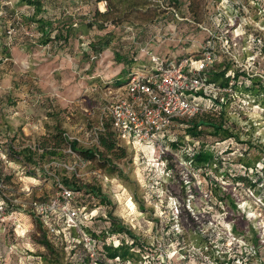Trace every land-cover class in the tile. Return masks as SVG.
<instances>
[{"label":"rangeland","instance_id":"374dc122","mask_svg":"<svg viewBox=\"0 0 264 264\" xmlns=\"http://www.w3.org/2000/svg\"><path fill=\"white\" fill-rule=\"evenodd\" d=\"M20 2L12 0L11 4L21 15L18 20L24 18L22 12L27 9ZM42 2L44 12L37 17L42 13L55 16L60 29L63 22H87L95 7L107 8V4L95 0ZM12 8L0 2V58H5L0 60V132L8 133L17 153L34 156L33 161L26 157L28 166L13 162L9 168L12 174L6 183L15 202L27 205L47 199L56 193L58 181L79 189L76 198L90 209L97 208L95 212L100 214L90 230H102L101 237L112 244L120 242L117 246L124 237L131 244V237L123 232L107 233L110 223L103 217L107 213L137 236L131 250L139 257L135 255L133 263L128 264H217L212 253L223 259L224 248L227 260L237 253L233 264H244L243 248L249 249L253 243H258V253L248 261L245 256V264H264V199L260 197L264 189L262 193L248 190L227 174L228 170H244L242 163L255 165L264 173V92L253 94L243 87L252 86L253 75L264 83V0H149L132 25L108 26L114 38L98 55L86 52L89 38L105 33L97 28L87 34L78 30L67 42L64 38L44 42L34 23L28 27L31 35L22 25L11 40L5 30L16 18ZM208 44L217 52L215 70L226 69L224 77L233 71L246 72L237 79L235 100L225 107L222 118L214 120L224 123L237 137L221 140L222 134L211 133L204 137L208 152L217 154V150L226 149L219 165L222 170L197 167L198 174L189 186L181 182L180 165H175L178 174L175 171L171 177L152 175L146 168L154 156L152 144L127 137L119 138L129 152L119 161L121 175L107 174L97 159L80 161L82 155L77 152L66 154L74 170L52 167L51 161L64 157L63 152L35 150V144L50 140L59 131H66L81 149L96 148L98 143L90 132L101 122L109 123L103 108L122 90L119 85L127 82L129 69L144 66L152 54L177 62L184 56L198 55ZM211 130L207 126L206 132ZM181 145L169 146L168 156L174 164L175 158L191 154L193 144L184 141ZM25 185L32 190L24 191ZM92 187L106 195L107 201L88 193ZM221 194H226L224 203L219 201ZM231 195L237 203L235 208L226 198ZM184 208L198 218L201 226L216 222L218 239L212 250L198 245ZM22 218L24 226L17 232L11 223L0 224V264H54L56 257L40 241L44 232L37 218ZM235 222L242 234L234 232Z\"/></svg>","mask_w":264,"mask_h":264},{"label":"built area","instance_id":"2783aa9c","mask_svg":"<svg viewBox=\"0 0 264 264\" xmlns=\"http://www.w3.org/2000/svg\"><path fill=\"white\" fill-rule=\"evenodd\" d=\"M3 2L6 5L12 4V0ZM101 2L106 5V1ZM20 27L19 20L14 18L7 28L8 38L15 39ZM29 29L26 27V34L31 35ZM217 58V52L211 44L198 55L184 56L177 62L152 54L144 66L140 65L131 70L127 82L120 86L122 90L116 92L113 99L103 108L119 138L127 137L133 142L152 144L154 156L151 165L146 164L152 175L172 176V168L169 167L166 156L169 144L179 140L180 135H184V140L193 144L196 149L201 147L202 140L205 141L186 133L184 129L188 124L183 120L217 110L216 101L226 102L228 97L235 100V96L238 95L229 86L217 84L211 79V71L218 61ZM102 129L103 122L90 132V136L97 143L99 131ZM68 137L72 139L69 135ZM34 147L35 150L44 152L45 148L39 144H35ZM225 151L226 149L217 150V154L223 158ZM64 152L76 155L70 147L65 148ZM2 157L5 172L4 177L0 179V224L11 223L17 232L18 228L24 226L22 216L33 215L41 221L48 239L57 246L65 247L68 262L73 261L74 249L79 245L83 246L82 255L85 258L83 260L82 257L79 264L133 263L132 260L123 262L119 256L103 258L105 254L100 251L97 238L87 229L92 227L93 219L100 214L95 212L98 211L97 208L90 209L76 198L80 193L79 189L58 181L56 193L47 199L35 200L27 205L18 200L15 202L6 183V176L12 174L9 168L13 162L6 154ZM79 160L85 162L81 157ZM68 161L66 158L53 159L50 164L52 167L67 171L74 170V166ZM175 165L182 167L180 173L185 185L189 186L198 174L193 166L192 157L175 158ZM230 172L231 170L227 173ZM238 184L244 185V182ZM23 190L30 192L32 187L25 185ZM206 196L211 198L212 194L206 192ZM103 217L109 224L107 213L103 214ZM215 225L216 222L211 221L210 227L216 228ZM107 243L112 244L108 240ZM118 244L113 243L116 247Z\"/></svg>","mask_w":264,"mask_h":264},{"label":"trees","instance_id":"16d2710c","mask_svg":"<svg viewBox=\"0 0 264 264\" xmlns=\"http://www.w3.org/2000/svg\"><path fill=\"white\" fill-rule=\"evenodd\" d=\"M5 1V0H0ZM21 1L20 6H26V11L22 12L24 18L21 20L19 19L20 25H26L27 27H30V25H34L36 23L37 29L39 33H42L45 37L44 42H48L50 40H59L61 38H64L66 42L69 40V37L76 34V32L79 30L81 31V34H87L91 29L97 28L99 30H105V33L103 35H95L89 38L87 42V53H92L95 55H98L102 53L104 50L109 48L112 39L114 38L113 30H109L108 26H119V25H126L130 24L132 25L134 23V17H138L141 13V11H144L145 7L148 5L149 0H95L97 3L100 1H106L107 8L105 10H100L99 8L95 7L92 10L91 17L88 19L87 22H77V21H70L68 23L62 24V28H58V26L55 25L56 17L55 16H49L48 14L42 13L40 17L38 18L37 15L42 11L43 2L42 0H19ZM44 1V0H43ZM52 1V0H51ZM6 8H12L11 5L7 4ZM47 9V8H46ZM44 12V10L42 11ZM48 13V12H47ZM54 15V14H53ZM12 16L16 18H20L21 15H17L16 10L12 8ZM15 18V19H16ZM12 22V20L10 21ZM126 23V24H125ZM76 24V25H75ZM127 26V27H130ZM8 28V27H7ZM7 28L5 30V33L7 35ZM65 30L66 32H64ZM54 32V34H52ZM16 43V41H15ZM18 43V42H17ZM8 53L6 55H11L9 50H5ZM0 60H4L3 57L0 58ZM217 66V63L215 64ZM215 66L211 71V79L215 82L219 81L220 85L229 86L233 92H236V90H239V85L237 84V79L241 74H244L246 72L244 71H233V73H230L228 77H224L226 72L225 70L222 71H216ZM133 68L129 69L127 71V76L129 77V73L131 72ZM126 74V72H124ZM222 77V79H221ZM250 80L252 81V86H243L245 90H247L250 93L258 94L261 92H264V83L260 80L256 81V77L250 76ZM113 81V80H112ZM260 81V82H259ZM126 83V82H125ZM124 83V84H125ZM259 84L257 88H255L254 85ZM112 85V84H111ZM123 85V84H122ZM119 85V86H122ZM113 87H119L114 86ZM255 91V92H254ZM241 94L244 95V92ZM234 99L232 97H228L226 102H219L216 101V106H218L217 110H213L212 112L205 113L202 115L195 116L193 118L183 120L184 123L188 124V126L184 129L186 133H189L193 137H200L203 138L206 137V134L211 133L213 135L222 134L223 138L227 137H237L236 134H233L228 128H226L224 123L219 122L216 123L214 120L216 117L222 118L224 113H226L225 107L228 104H232ZM241 101V99L239 100ZM201 126V127H200ZM207 126L212 128L211 132H206ZM53 140V141H52ZM119 137L117 136V133L115 132L114 128L112 127L110 121L103 123V129L99 131L98 134V144L97 147L94 149H81L78 146V142L75 139H70L67 135L66 131H59L56 134H52L50 140L46 139L44 141H40L37 144H39L41 147H44V151H51L52 153L57 152H63L64 157H59L58 159H68L66 157V154L64 152V149L67 147H70L73 151L79 153L82 155V159L85 161H91L94 159H97L99 162V165L101 167H104L107 174L113 175L116 173H123L122 168L120 167L119 161L123 158H126L129 155V152L127 150V146L121 145L119 143ZM205 140V139H204ZM52 141V142H51ZM184 135H180L179 140L175 142H171L169 146L172 144L174 146H180L182 142H184ZM186 144H191L186 142ZM182 146V145H181ZM0 179L3 178V174L5 172L4 170V164H3V154H6L9 159L12 162H16L17 164H24L25 166L30 165L27 158L31 161H33L34 156L28 152V154H24V156L20 153H17L11 145V142L8 138V133L0 132ZM191 154H187L186 157H192L193 159V166L195 168L197 167H207L210 166L212 170H215L216 172L219 171V165L221 166L223 163V158L219 154H213L208 152L206 149V140L201 143V147L199 149L193 148L191 149ZM169 154V152H168ZM166 156L169 167L172 168V175L173 172H177V169L175 168V164L172 162V159L170 157ZM68 155V154H67ZM69 156V155H68ZM27 157V158H26ZM244 170L239 169L236 173H234L232 170L228 174V176L231 177L234 183H242L244 182L245 187H247L248 190L251 191H257L259 193H262V190L264 189V173L260 171L258 168H256L255 165L250 164H244ZM36 165V164H34ZM214 165H218L215 168H213ZM222 170V169H221ZM230 171V170H228ZM227 171V172H228ZM227 176V177H228ZM10 176H6V179H8ZM210 178V176H208ZM182 184L185 186V183L183 180H181ZM219 183L217 184V186ZM220 186V185H219ZM88 193H95L98 197H100V200L103 202L107 201V196L104 195L102 192H99L97 187L89 188ZM226 194H221L219 196L220 203L226 200L225 199ZM264 199V192L260 196ZM229 204H231L232 208L237 207V203L234 199H232V195L229 197ZM185 209V208H184ZM187 211V216L191 219V222L193 223V233L194 238L196 241H198V245H204V247H207L208 249L212 250V247L214 245V241H217V230L214 227H210L209 224H205L201 226V223L195 219V217L192 215V213L185 209ZM110 219V229L107 230V233H125L127 236L131 237L132 243L129 244L126 242V237H124L121 240V244L119 246H114L113 244H108L106 239L101 237V233H103L102 230L97 232L96 229H88L91 234L97 238L98 244L100 247V251L103 252L105 255L103 256L104 259L109 258H115L116 256H119L120 259L123 262H126L127 260H133V257L135 255L138 256L137 252L134 250H131L135 244L137 243V236L135 233L124 226L121 223L116 222L115 218L112 217V215H108ZM38 223L41 225L44 235L43 238L40 240L41 243L45 246V248L48 250L49 254L54 255L57 260H53L54 264H63L62 259H64V264H79V260L82 261L85 260L84 255H82V248L83 246H77L74 249V257L73 261L65 262L66 259V252L64 246H57L54 243H52L46 234L45 229L42 226V223L39 219ZM106 221V220H105ZM239 224V223H238ZM234 232L242 234L241 230H239V225L235 222L234 224ZM257 242V241H256ZM224 243V241H222ZM258 243H253L249 246V249L247 247H244V264L246 263L245 256L247 257V261L255 256L257 251ZM227 248H224L223 255L224 258L220 259V256L216 254L214 251L212 254L214 255V261L217 262V264H233V261L239 257V255L236 253L234 258L230 261L227 260L226 254H227ZM211 254V253H210ZM211 254V255H212ZM139 257V256H138ZM141 259V258H140ZM87 260V259H86ZM134 261V260H133Z\"/></svg>","mask_w":264,"mask_h":264}]
</instances>
